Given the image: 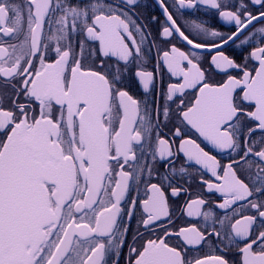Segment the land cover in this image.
Segmentation results:
<instances>
[{"label":"snow or ice","instance_id":"1","mask_svg":"<svg viewBox=\"0 0 264 264\" xmlns=\"http://www.w3.org/2000/svg\"><path fill=\"white\" fill-rule=\"evenodd\" d=\"M156 3L153 37L140 0H0V264H119L142 183L127 264H264V0ZM202 5L234 31L169 10ZM161 62L177 78L163 104L148 95ZM200 138L234 155L221 164ZM196 175L222 202L185 201L204 226L174 229L169 198L192 195ZM206 243L222 254L190 255Z\"/></svg>","mask_w":264,"mask_h":264},{"label":"flooded vegetation","instance_id":"2","mask_svg":"<svg viewBox=\"0 0 264 264\" xmlns=\"http://www.w3.org/2000/svg\"><path fill=\"white\" fill-rule=\"evenodd\" d=\"M141 7L137 9V13L140 16L139 23H142L143 25L147 26V30L152 33L153 37H155L157 29L160 26V23L164 21V16L162 15L161 9L159 8L158 4L156 3V0H140ZM168 4L172 3V0H167ZM173 12L174 16L179 15V18L177 19V23H180L183 26V21L185 20H196V21H206L207 26L215 28L221 32H228L234 31V27L223 21L219 18L218 14L215 13L214 10H211L207 6H200L198 9H184L182 10L181 14L176 13V11L172 8L169 9ZM156 17V20L153 21L151 18ZM256 27H260L259 24L256 25ZM259 39V37H257ZM175 42V41H174ZM157 44H159V41H156ZM178 47H183L181 43L177 42ZM226 54L234 57L237 59V62H243L242 57L247 55L246 51H241L239 48H235L233 46H229V48L226 50ZM151 60L148 63L147 67L148 70L155 71V64L157 60V49L153 48L151 53ZM205 67H208L207 64H205ZM213 76L216 80H223L225 77L222 75L213 73ZM177 78L172 77L170 73H168L165 66H163L161 62V67L158 73H156V89L154 92L149 93V99H154L156 96L160 94L161 89L166 90L167 85L171 82H176ZM130 87L129 91L130 94H132L137 99H143L145 96V93L143 92L142 86L139 85L136 78L131 77L129 80ZM191 93H189V98H191ZM160 103L163 104V96L159 95ZM169 127L163 128L162 135L164 133H167L168 136H171V132L169 131ZM195 138V137H194ZM198 143H201L202 147H205L206 151H211L212 154L217 156V159L220 160L221 164H227L229 162V157L231 154L229 152H219L212 148L211 145H208L206 141H203L202 138L198 139ZM178 144V141H177ZM175 148V146H174ZM185 158L181 154L180 159L176 161V167H180L182 164H184ZM186 167L188 165H185ZM155 168L159 169V171H164V163L159 162L156 165H154ZM199 168V166L194 165V163L191 164V167H189L190 172H196V170ZM204 175V179H213L211 177V174L208 173L206 170H201ZM156 182V181H153ZM190 188L189 191L192 193V195H185L181 194L179 198H169L170 205H172V216H173V228H178L182 226H187L191 223H196L198 227L204 226V221L202 217H188L186 215V212L182 214V209L184 208L185 201L195 198L196 196H199L200 198L206 200L209 204V206L218 204L222 202V197L220 193L213 191H208L206 186L200 183V176L196 175L194 178L189 182ZM185 187H189V184L186 183ZM130 197H135L137 199V206H136V216L128 219V217H123V222L127 223L129 226V231L127 232L125 236L126 243L121 248V255L119 264H127V258L129 256V246H136L133 241V237L135 235L136 229L138 227L137 220L140 217V201L146 198V189L145 185L142 183L137 186L135 184H132L129 190ZM127 204H122V207H127ZM207 210V209H204ZM223 210H218V214H222ZM245 214H254L252 212H248ZM141 232L144 230L141 228ZM147 233L144 234V239H148ZM142 240H137L136 243H142ZM175 242V241H173ZM221 255L222 253L218 250H214V245L212 243H206L202 247L199 248V250L195 253H190V255H197V256H210V255ZM230 258V257H229Z\"/></svg>","mask_w":264,"mask_h":264}]
</instances>
